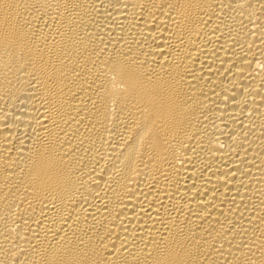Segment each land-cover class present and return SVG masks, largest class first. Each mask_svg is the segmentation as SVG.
<instances>
[{
  "label": "bare ground",
  "instance_id": "1",
  "mask_svg": "<svg viewBox=\"0 0 264 264\" xmlns=\"http://www.w3.org/2000/svg\"><path fill=\"white\" fill-rule=\"evenodd\" d=\"M0 264H264V0H0Z\"/></svg>",
  "mask_w": 264,
  "mask_h": 264
}]
</instances>
